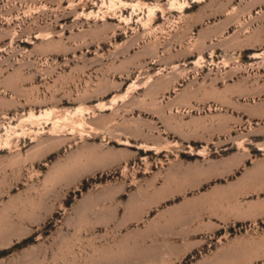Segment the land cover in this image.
Wrapping results in <instances>:
<instances>
[{"label":"rangeland","instance_id":"rangeland-1","mask_svg":"<svg viewBox=\"0 0 264 264\" xmlns=\"http://www.w3.org/2000/svg\"><path fill=\"white\" fill-rule=\"evenodd\" d=\"M237 150L264 162V0H0V264H264V217L156 235L170 162Z\"/></svg>","mask_w":264,"mask_h":264},{"label":"crops","instance_id":"crops-1","mask_svg":"<svg viewBox=\"0 0 264 264\" xmlns=\"http://www.w3.org/2000/svg\"><path fill=\"white\" fill-rule=\"evenodd\" d=\"M168 170L154 190L170 203L157 210L154 222L159 241L171 244L170 257L194 244L224 242L227 228L264 217V196L253 197L264 189V162L249 160L244 150L173 160Z\"/></svg>","mask_w":264,"mask_h":264}]
</instances>
